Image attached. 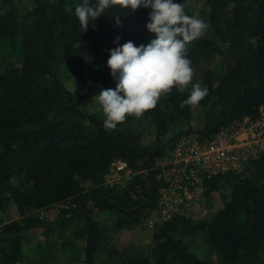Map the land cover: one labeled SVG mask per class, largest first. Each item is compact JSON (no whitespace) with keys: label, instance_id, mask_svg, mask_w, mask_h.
Returning a JSON list of instances; mask_svg holds the SVG:
<instances>
[{"label":"trees","instance_id":"1","mask_svg":"<svg viewBox=\"0 0 264 264\" xmlns=\"http://www.w3.org/2000/svg\"><path fill=\"white\" fill-rule=\"evenodd\" d=\"M79 3L0 0V208L12 200L20 218L1 226L0 264L17 263L23 232L41 226L38 212L56 205L62 206L56 230L82 219L74 236L83 241V264L87 257L96 264L103 234L93 216H112L116 230L146 219L157 205L156 175L164 155L159 148L191 126L192 105L182 106L191 85L182 93L173 88L140 117L154 129L151 144L143 143L145 132L133 124L135 116L106 130L102 111L98 117L83 109L92 92L116 87L109 50L128 41L147 45L155 34L146 28L150 9L130 12L119 0L83 31L75 16ZM195 16L209 28L188 45L187 55L193 82L206 86L208 95L197 104L200 124L187 133L208 141L264 109V0H205ZM213 59L215 68L202 66ZM62 65L75 79L73 89L60 77ZM118 160L135 174L124 185L108 186L105 175ZM205 187L207 199L228 188V199L207 218L178 214L156 224L150 254L112 249L110 264H264V151L239 172L208 178ZM197 237L216 261L191 250Z\"/></svg>","mask_w":264,"mask_h":264},{"label":"clouds","instance_id":"2","mask_svg":"<svg viewBox=\"0 0 264 264\" xmlns=\"http://www.w3.org/2000/svg\"><path fill=\"white\" fill-rule=\"evenodd\" d=\"M116 0H80L75 16L83 31L106 15ZM122 7L134 12L150 9L146 28L155 34L147 45L128 41L109 50L107 66L117 81L115 89L101 87L94 96L102 111L103 127L116 129L127 117H141L156 107L162 95L173 88L184 92L191 85L183 105H197L208 95V88L194 83L188 45L203 37L209 25L203 18L188 15L182 0H119Z\"/></svg>","mask_w":264,"mask_h":264},{"label":"rangeland","instance_id":"3","mask_svg":"<svg viewBox=\"0 0 264 264\" xmlns=\"http://www.w3.org/2000/svg\"><path fill=\"white\" fill-rule=\"evenodd\" d=\"M182 2L185 4V9L198 16L205 6V0H182ZM215 64L216 60L213 59L208 63H204L202 66L215 68ZM60 77L69 89L74 88L75 79L63 65L60 67ZM94 96L95 94L92 92L86 103H84L83 109L95 114L98 117H102V113L98 109ZM192 108L194 114L191 121V126L189 127H192L196 130L197 126L200 124V119L202 118V111L197 105H192ZM132 122L138 127V129L144 130L145 133L142 140L143 143L151 144L154 140L153 127L140 117L133 118ZM179 131L175 133H178ZM181 136H178L170 143L173 144L172 147H168L170 145L169 144L164 149V155L160 158L159 165H161L163 161L168 160V154L172 150L176 140ZM228 195V188L226 187H223L217 191H213L208 199L205 197L204 192L199 200V203L191 206L184 215L191 216L196 220L207 218L224 204V202L228 199ZM61 207L62 206L60 205H56L50 209L38 212L39 219L43 221L42 225L39 227L30 228L23 232L22 253L16 264H83V241L74 236V232L82 227V219L76 220L70 226V228L66 227L68 228L66 231H61L59 233L56 230L57 228L55 224L58 221V212ZM154 214L155 209L146 219L142 220L139 225L128 226L119 230L114 229L112 225V216L98 217L94 215L93 219L97 221V224L99 225V228L102 230L103 234L101 254L97 256L98 258L96 264H110L111 255L109 252L112 251V249L118 251L137 250L150 254L151 232L154 227H151L148 221L154 217H158ZM19 219L20 218L17 214L15 203L12 200L7 203V206L0 208V246L2 245L1 237L5 235L1 231V226L13 220L19 221ZM163 222L164 221H160L159 218L156 223L159 224ZM189 244L191 250L199 257L209 259L211 261L217 260L216 254L211 251L209 246L203 241L202 238L197 237L196 239L191 240Z\"/></svg>","mask_w":264,"mask_h":264},{"label":"built area","instance_id":"4","mask_svg":"<svg viewBox=\"0 0 264 264\" xmlns=\"http://www.w3.org/2000/svg\"><path fill=\"white\" fill-rule=\"evenodd\" d=\"M245 134V138H239ZM181 136V135H180ZM264 151V109L256 118L244 117L222 128L210 140H200L195 133L179 137L169 158L159 165L156 178L160 182L154 217L166 221L174 215L186 214L199 203L205 192V181L216 175L239 172L243 165ZM135 172L123 161L112 163L104 183L124 185Z\"/></svg>","mask_w":264,"mask_h":264},{"label":"water","instance_id":"5","mask_svg":"<svg viewBox=\"0 0 264 264\" xmlns=\"http://www.w3.org/2000/svg\"><path fill=\"white\" fill-rule=\"evenodd\" d=\"M214 101V97L212 99V103ZM212 103L210 104L209 108L207 109V112H206V115H205V119H204V123H203V129L207 126L208 124V118H209V115H210V112H211V109H212ZM195 130L194 128L192 127H189V128H185V129H182L180 130L178 133H175L173 134L172 136H170L166 141H164V143L160 146L159 150L162 151L164 150L172 141H174L179 135L181 134H184V133H187V132H191ZM88 235L90 233V226L88 227ZM88 246H89V241L87 240V243H86V252H88ZM86 264H90V261H89V258L87 257V261H86Z\"/></svg>","mask_w":264,"mask_h":264},{"label":"crops","instance_id":"6","mask_svg":"<svg viewBox=\"0 0 264 264\" xmlns=\"http://www.w3.org/2000/svg\"><path fill=\"white\" fill-rule=\"evenodd\" d=\"M246 136H245V134H240L239 135V138H245Z\"/></svg>","mask_w":264,"mask_h":264}]
</instances>
